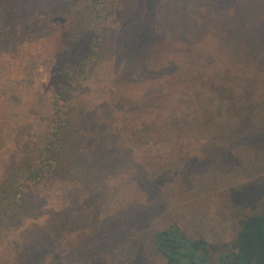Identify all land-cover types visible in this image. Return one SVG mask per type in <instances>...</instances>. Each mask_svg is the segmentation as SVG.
I'll use <instances>...</instances> for the list:
<instances>
[{
  "label": "rangeland",
  "instance_id": "374dc122",
  "mask_svg": "<svg viewBox=\"0 0 264 264\" xmlns=\"http://www.w3.org/2000/svg\"><path fill=\"white\" fill-rule=\"evenodd\" d=\"M5 1L12 3V35L19 44L0 48V55L16 62L0 70V134L13 135L18 142L22 139L21 143L28 137L43 143V125L48 123L47 115L52 111L48 104L52 103L51 95L44 82L49 70L59 64L56 59L59 57L56 53L62 49L59 39L71 20L67 11H88L101 2ZM5 1L0 0V16ZM215 11L204 10L200 0H128L116 7L113 16L107 15L106 23L92 22L89 15L90 27L86 29L94 33L95 28L99 41L81 68L73 66L82 71L73 72L76 89L65 105L71 110L73 106L84 108L86 117L95 122L86 132L94 141L89 146L83 145L79 153L86 156L87 149H91L87 156H93L106 147L111 151L117 146L114 150L130 154L132 161H127L131 165L118 163L105 170L103 178L98 177L86 187L70 173L40 183L35 196L30 198V217L24 216L15 226L1 224L0 264H12L20 258L26 249L24 232L29 237L34 234L33 239L49 246L38 253L35 264H127L128 261L165 264L151 239L157 230L176 225L188 238H202L210 245L225 248L224 245L232 246L238 218L264 214V131L215 151L202 150L201 146L200 150H192L194 146L189 140L188 148L181 146L174 134L165 133L171 131L163 120L170 114L175 98L174 76H165L163 70L157 72L158 67L138 70L141 69L138 63L150 60L159 40L170 45L163 47L164 51L176 52V60L188 52L180 63L194 52L204 54L211 42L218 46L228 44L227 48L246 45L239 40L244 36L237 38L245 31L242 25L237 31L230 29L228 36L223 35L219 28L224 22L214 19L221 15ZM139 13L144 17L140 18ZM125 25L151 28L155 37L114 49V27ZM3 31L4 22L0 20V36ZM43 43L50 46L48 52ZM20 44L24 45V52L18 57L15 49ZM224 54L227 55L222 62L228 61L230 69H238L247 57L230 50ZM127 69L129 72H124ZM118 78L121 79L115 81ZM25 81L30 83L26 85ZM18 142L10 144L8 159L10 153L16 155ZM97 146L101 148L96 149ZM218 161L221 164L215 163ZM183 166L188 168L187 175ZM12 168L10 165L6 169ZM140 172L147 181L143 180V185L132 183L133 176L142 177ZM54 207L63 212L67 226L42 232L34 222L29 223L31 217L45 220V212ZM103 226L106 229L102 230ZM71 247L73 257L66 254ZM37 259L41 261L38 263Z\"/></svg>",
  "mask_w": 264,
  "mask_h": 264
},
{
  "label": "trees",
  "instance_id": "16d2710c",
  "mask_svg": "<svg viewBox=\"0 0 264 264\" xmlns=\"http://www.w3.org/2000/svg\"><path fill=\"white\" fill-rule=\"evenodd\" d=\"M99 1L101 5L97 8L90 7L88 11H67L71 20L59 39L62 45L61 51L56 53L59 54L56 58L59 64L56 69L49 70V77L44 82L52 102H48L52 111L47 115L48 123L43 125L42 129L44 142L38 143L28 137L21 143L22 139L18 142L13 135L0 134V165L3 171V178L0 180V227L2 223L15 226L24 216L30 217V198L35 196L38 186L46 179L70 173L86 187L98 177L103 178L102 173L118 163L131 165L127 161L131 160L130 154L114 150L117 146L111 151H107L106 147L104 151L93 156H87L90 155L91 149L86 150V156L79 153L83 145L89 146L94 141L90 140L86 132L91 123L95 122L91 117H86L84 108L73 106L71 110L65 105L76 89L73 86V72L82 71L73 69V66L81 68L83 61L90 58L96 50L95 45L99 41L95 28L94 33L86 29L90 27L89 15L92 22L98 20L106 23L109 13L113 16L117 6L128 2L115 0V3H118L115 4L114 0H93ZM200 4L204 10H216V14L221 13L214 16V19L224 22L219 28L223 35L228 36L230 29L237 31L242 25L245 31L237 38L244 36L239 40L245 41L246 45L227 48L228 44L222 47L211 42L204 54L194 52L185 62L180 63L181 57L186 56L188 52L183 55L177 52L180 56L176 60V52L167 51L168 49L164 51L163 47L170 48V45L159 40L153 45L150 60L138 63L141 68L138 70L150 71L151 68L158 67L157 72L163 70L165 76H174L172 83L177 84L175 98L170 114L163 118L171 132L165 133L168 136L174 134L181 141V146L187 148L186 141L189 140L194 146L191 147L192 150H200L201 146L202 150L210 148L215 151L214 149L230 147L237 139L264 131V0H200ZM11 5L8 1L1 5L3 10L0 20L4 22V31L0 36V48L2 45H9L11 48L19 44L17 38L12 35ZM73 14L76 19L74 23ZM139 16L144 17L142 13H139ZM114 28V49L123 48L125 43L132 46V41L140 44L155 37V31L151 32L153 29L144 26L140 29L130 25ZM131 36L137 39H131ZM118 39L119 42H116ZM45 44L43 43V46H46L48 52L50 46ZM23 47L24 45L20 44L15 49L18 57L24 52ZM228 50L247 56L238 69L228 68V61L222 62L227 55L224 53H228ZM4 57V54L0 55V70L16 63ZM55 66L56 64L53 67ZM124 72H129V69ZM25 83L28 85L30 82ZM126 100L129 101L130 97ZM27 110L30 109L27 107ZM149 132L150 130L147 134ZM15 142H18L20 147L16 155L10 153L8 159L10 144ZM109 144L112 145L111 142H108ZM99 148L101 146L96 149ZM215 163L221 164L219 161ZM10 165L13 168L8 171L6 168ZM204 166L202 164V167ZM128 169L127 175L131 174V169ZM182 170L184 175L188 174V168L183 166ZM140 175V178L132 175V183L137 181L143 185V180L147 181L144 179V173L140 172ZM134 188L129 191L132 192ZM45 214V220L38 221L41 218L39 216L31 217L29 223L34 222V226L42 232L55 231L68 225L65 215L58 207ZM70 215H73V210ZM103 229L106 227L103 226ZM22 234L26 249L12 264H35L38 253L49 246H43L37 239H33L34 234L30 235L31 237L25 232ZM151 239L165 264H264V214L238 218V230L231 247L224 245L225 248H218L202 238H188L176 225L157 230ZM210 251L213 255H210ZM66 254L73 257V247ZM40 261L38 260V263ZM127 264H130V261Z\"/></svg>",
  "mask_w": 264,
  "mask_h": 264
}]
</instances>
